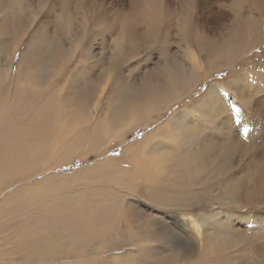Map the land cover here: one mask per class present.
Here are the masks:
<instances>
[{"label": "rangeland", "instance_id": "1", "mask_svg": "<svg viewBox=\"0 0 264 264\" xmlns=\"http://www.w3.org/2000/svg\"><path fill=\"white\" fill-rule=\"evenodd\" d=\"M0 67L33 87L5 140L64 126L7 179L5 264L33 211L48 264H264V0H0Z\"/></svg>", "mask_w": 264, "mask_h": 264}, {"label": "bare ground", "instance_id": "2", "mask_svg": "<svg viewBox=\"0 0 264 264\" xmlns=\"http://www.w3.org/2000/svg\"><path fill=\"white\" fill-rule=\"evenodd\" d=\"M150 19L152 20L151 16H150ZM195 72H196V70H195ZM6 79H7V74L5 72H3L2 67H0V202L4 198L7 179H9L11 176H16L18 171H19L20 167L15 166V163L17 162V160L18 159L20 160L22 158V157H19V154L23 155V151L25 149H28L27 146H29L30 140L39 138V137H36L37 134H39V133H43L45 135H46L45 132H47V134H52V135L57 134L58 133L57 125H61L60 123L56 122L53 118H51L46 111H44L42 114L43 116H37L36 120H35L36 122H33L37 126L36 129L33 130L31 127H27V131H25V132H23V130L20 128L15 129L13 133L16 132L18 134L14 138L11 137V138L7 139L8 141L5 140L4 139V128L6 127V130H8V127H7L8 104L10 103L9 106L11 108L13 107L12 108L13 110L17 109L14 107H16L17 105H21V102L23 100L22 98H24L29 92L28 88L29 87L31 89L33 88L32 86H28L27 89H22L23 91L26 90L23 95L20 92V89H17V93H18V96H20V98L17 96L16 92L14 94H16L15 95L16 98L18 97L20 100L18 98L15 99L14 94L12 95L13 98L12 97L8 98V96H6V94H5ZM15 81H18V80H15ZM2 91L4 92V96L2 95ZM11 94H12V92H11ZM181 108H183V107H181ZM181 112L182 111H180V114H181ZM14 114H15V112H14ZM184 116H185V114L183 115V117ZM141 120H143V118H141ZM181 123H185V122L181 121ZM62 128H64V126L61 125V130H62ZM123 133H124L123 130L119 131L117 133L116 137L122 138ZM148 136H150V135H148ZM43 138H45V137H43ZM65 138L66 137H64V139ZM57 139H59V138H57ZM18 141L22 142V149H18V148L16 149L15 142H18ZM65 141H66V139L64 140V142ZM43 142H44L43 146L41 144V141H39V143L33 142L32 145L30 146L31 150H33L32 146H37L39 148V150H41L43 153H46L45 152L47 150L45 148V142L46 141H43ZM46 145L48 147V144H46ZM53 151H56V150L54 148L49 150V153L51 155L49 157L53 158V156H54ZM8 159L10 160V162L8 161ZM17 163L21 164L19 162H17ZM192 167H190V169ZM187 170H189V169H187ZM146 176H147L146 174H141L139 176V178L140 177H146ZM134 178L136 180V177H134ZM21 190L18 193V196H17L18 199L16 201H14V202H7V201L3 202L2 206L0 207V215H2L6 210H9V209H14L15 211L23 212V214H24V212L29 208V206H32L31 199L25 201L22 198L24 192H21ZM160 198L161 199L165 198V200H167L166 199L167 197H164V196H163V198L162 197H160ZM25 215H30V217L34 220L35 224L32 226H28L25 224L24 220L17 219V218H9V219L4 220L6 225L13 227V228H16L19 231H21L18 234V236L13 240V243L15 244V250H13L10 253L14 256L10 260L11 264H46L47 261L50 262V260H52V259L54 260L53 256L55 254H58L56 252H59L62 249H54V250L48 249L47 248L48 238L45 235V233L41 232V231L51 230V231H56V232H59L62 234L67 233V232L65 230H62L59 228L43 229L42 227H43L44 220L40 219L39 221L36 222V217L34 215V211L29 213V214H25ZM94 218H95V220H98V219L103 218V217L94 216ZM1 227L2 226H0V228ZM113 237H114V235H113ZM61 238H62V236H60L57 239V242H59L61 240ZM2 251L5 252L6 254L3 256L1 251H0V264H5L6 260L9 258V254L7 253V249H5V248H2ZM67 255H68V258L70 259L69 252ZM55 257H58V259H59V257H61V256L55 255ZM69 261L71 264H87V261L84 262L81 259L75 260V261H72V260H69ZM63 262H65V260L61 261L60 264H63ZM51 263L53 264V262H51ZM54 264H56V263H54ZM57 264H59V263H57Z\"/></svg>", "mask_w": 264, "mask_h": 264}]
</instances>
